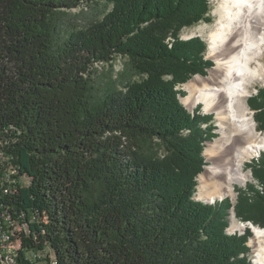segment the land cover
<instances>
[{
  "label": "trees",
  "instance_id": "obj_1",
  "mask_svg": "<svg viewBox=\"0 0 264 264\" xmlns=\"http://www.w3.org/2000/svg\"><path fill=\"white\" fill-rule=\"evenodd\" d=\"M210 12L208 0H0V214L21 228L2 225L1 264H252V233L226 228L232 210L264 229V152L235 203L194 200L213 115L188 112L178 88L213 62L181 32ZM118 57L139 79L96 99L95 65ZM247 105L264 131V87Z\"/></svg>",
  "mask_w": 264,
  "mask_h": 264
},
{
  "label": "bare ground",
  "instance_id": "obj_2",
  "mask_svg": "<svg viewBox=\"0 0 264 264\" xmlns=\"http://www.w3.org/2000/svg\"><path fill=\"white\" fill-rule=\"evenodd\" d=\"M220 11L209 34L207 57L214 60L213 68L207 76L197 75L182 86L186 107L193 110L200 105L217 123L218 136L204 150L209 164L197 184L198 198L209 203L232 198L234 188L249 179L246 163L264 150V136L257 133L243 100L249 86L264 77L260 59L264 55V0H222ZM230 221L229 235L250 225L233 217ZM250 229L253 263L264 264V229L252 224Z\"/></svg>",
  "mask_w": 264,
  "mask_h": 264
},
{
  "label": "rangeland",
  "instance_id": "obj_3",
  "mask_svg": "<svg viewBox=\"0 0 264 264\" xmlns=\"http://www.w3.org/2000/svg\"><path fill=\"white\" fill-rule=\"evenodd\" d=\"M208 2L210 4V6H211V12H210V17L212 19L211 22H209V23L200 22V23H198L197 25H195L193 27L185 28L181 32V38L186 40V39H190L192 37H200L202 40H204L207 43V49H206V53H205L204 57L207 60H211L213 62V66H214V64H215L214 60H212L211 58L207 57L208 45H209V34L211 33V31L213 30L215 25L218 23V20H219V18L221 16V14H220V12H221L220 11V4H221L222 0H208ZM107 9L108 8H106L104 6L99 7V8H87V9L81 8V10L74 9V10L71 11V15L69 17V19L71 20L70 23L85 27V26L89 25L90 22H95L96 20H99ZM260 59L264 62V55ZM111 65L112 66L95 65L96 66L95 68L97 69V75L94 78V83H93L94 84L93 85L94 86V90L92 91V95L96 99H100L103 96V94L105 92V89L107 90V88H111V89L114 88V87L121 88L128 81H132L133 79H136V80L139 79L134 73L131 72L130 67H129L126 59L118 57L115 61H113V63ZM211 69H209V70H211ZM209 70H207V74L209 73ZM195 76H197V75H195ZM205 76H207V75H205ZM261 87H264V77L262 79H260V80L255 81L253 84H251L249 86V88H248L249 93L243 98L244 103H245L246 107L248 108L247 113H248V115L250 117H252V119H253V116H254L255 112L248 107L247 99L250 98L251 96H254L257 93V89L261 88ZM178 90L182 92L183 96L185 95V91L182 89V86H180L178 88ZM182 98L183 97L180 98L181 103L184 105V107H186V105L182 101ZM197 107H200V112L202 114H205V115L210 114V113L204 112V110L202 109V107L200 105H197L194 109H196ZM187 110H188V108H187ZM212 118H213V124H212V128L210 129V133L214 137L209 139V140L206 139L207 141H205L203 143L205 148L210 142L215 141V139L218 136L216 119L214 118V116ZM255 127H256V123H255ZM202 128L205 129L206 125H202ZM256 130H257V128H256ZM257 133L261 134V136H264V131L260 132L259 130H257ZM205 148H203V149L205 150ZM204 150H203V156H204ZM263 152H264V150L259 152L257 154V156H255L252 160H250L249 162L246 163V165H245V173L249 175V179L247 180V182L244 185L236 186L234 188V194H233L232 198L226 197L229 200H231L232 203H235V199H236V196H237L236 190L238 188L239 189L240 188L243 189L246 186L247 183H251L252 182V176H251L250 170L248 169V165L252 164L253 161L257 160L258 157L260 156V154L263 153ZM204 159H205L206 164L208 165L209 162L206 160L205 156H204ZM206 166H204V170H205ZM21 180L24 181L25 179L23 180V178H21ZM197 184H198V177H197ZM194 200L201 201V202H208V201H204V200L198 198V196H197V186H196V192L194 193ZM220 200H222V199H220ZM231 212H232V210H231ZM232 216L237 221V219L234 216V213H233V215L230 214V216L228 217V220H229L228 229H230L229 231L231 233H232V231H231V224H230L231 221L230 220H231ZM239 222H240V224H246V222H241V221H239ZM248 223L250 224L248 226L249 228L246 226V228L244 230H242V231L235 230L236 232L234 231V234H232V235L244 234V232L246 230H249L252 233V231L250 229L251 223L250 222H248ZM11 224H12L14 230H16V231L19 230V229L16 228L17 227V223L12 222ZM231 233H230V235H231ZM249 242H250V239L248 241V246L250 248L249 260L251 261L252 264H254L253 260H252V256H253L252 253L253 252L251 251L253 249H252V247H251Z\"/></svg>",
  "mask_w": 264,
  "mask_h": 264
},
{
  "label": "built area",
  "instance_id": "obj_4",
  "mask_svg": "<svg viewBox=\"0 0 264 264\" xmlns=\"http://www.w3.org/2000/svg\"><path fill=\"white\" fill-rule=\"evenodd\" d=\"M25 179V180H24ZM23 180H24V183L25 184H27L28 185V179H26V178H23ZM22 181V180H21ZM12 223V222H11ZM11 223H6V220H5V217H4V215L2 214H0V237H1V232L3 231V226L2 225H8V224H11ZM15 223V222H14ZM11 226H12V224H11ZM13 227V226H12ZM17 229H19V230H15V232H19L20 231V227L19 226H17L16 227ZM36 257H38V258H42L43 256L42 255H36ZM42 264H47V263H42ZM49 264H52L51 263V261H50V263Z\"/></svg>",
  "mask_w": 264,
  "mask_h": 264
},
{
  "label": "water",
  "instance_id": "obj_5",
  "mask_svg": "<svg viewBox=\"0 0 264 264\" xmlns=\"http://www.w3.org/2000/svg\"><path fill=\"white\" fill-rule=\"evenodd\" d=\"M185 108H186V107H185ZM186 109H187V108H186ZM187 111L190 112V113L193 112V110L190 111L189 109H188ZM223 199H224V198H223ZM205 203H208V202H205ZM208 204H209V203H208ZM231 214L233 215V212H231ZM232 217H233V216H232ZM233 218H234V217H233Z\"/></svg>",
  "mask_w": 264,
  "mask_h": 264
}]
</instances>
